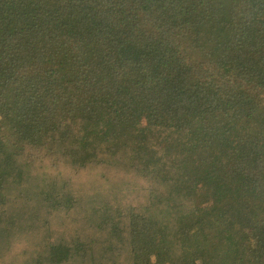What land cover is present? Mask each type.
<instances>
[{"label":"trees","instance_id":"16d2710c","mask_svg":"<svg viewBox=\"0 0 264 264\" xmlns=\"http://www.w3.org/2000/svg\"><path fill=\"white\" fill-rule=\"evenodd\" d=\"M41 154L153 185L96 228L128 264H264V0H0L6 235L18 195L72 206Z\"/></svg>","mask_w":264,"mask_h":264},{"label":"rangeland","instance_id":"374dc122","mask_svg":"<svg viewBox=\"0 0 264 264\" xmlns=\"http://www.w3.org/2000/svg\"><path fill=\"white\" fill-rule=\"evenodd\" d=\"M35 156L40 162L34 173L43 175V180L59 181V185H40L39 189H57L63 197L70 193L72 206L55 210V204L45 197L26 202L18 195L19 204L14 205L18 210L1 220L10 232L0 231V264H51V243L70 237L80 239L81 249L65 264H128L123 250L110 247L116 239L110 240L96 228L105 221H116L117 216L127 222L131 207H142L149 198L148 187L153 185L118 165L90 164L75 169L55 157ZM87 243L90 246H84Z\"/></svg>","mask_w":264,"mask_h":264}]
</instances>
